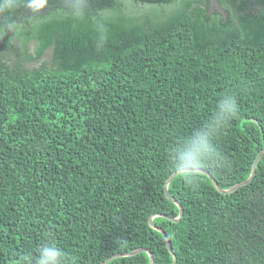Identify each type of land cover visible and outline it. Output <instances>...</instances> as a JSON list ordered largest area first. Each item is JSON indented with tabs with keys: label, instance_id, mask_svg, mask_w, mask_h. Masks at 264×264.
<instances>
[{
	"label": "trees",
	"instance_id": "obj_1",
	"mask_svg": "<svg viewBox=\"0 0 264 264\" xmlns=\"http://www.w3.org/2000/svg\"><path fill=\"white\" fill-rule=\"evenodd\" d=\"M197 1L89 0L74 21L47 19L63 0L38 12L21 0L20 27L0 35V264H38L45 247L61 264L140 247L172 264L149 217L178 216L164 194L179 170L170 153L226 95L237 112L214 136L221 160L202 169L224 189L248 177L264 146V0L226 7L224 21ZM96 12L109 17L102 46ZM48 49L49 62L26 67ZM187 172L195 185L183 171L167 185L180 220L152 218L176 264H264V153L229 193ZM149 262L140 251L105 264Z\"/></svg>",
	"mask_w": 264,
	"mask_h": 264
},
{
	"label": "clouds",
	"instance_id": "obj_2",
	"mask_svg": "<svg viewBox=\"0 0 264 264\" xmlns=\"http://www.w3.org/2000/svg\"><path fill=\"white\" fill-rule=\"evenodd\" d=\"M49 0H23V6L30 10L39 11L45 8ZM21 0H0V15H7L3 23H0V35L5 31L15 30L20 25L15 22L14 14L21 7ZM89 0H63V4L52 12L47 19L67 17L74 21L84 20L88 13ZM90 19L99 34L98 45L102 46L106 40V22L109 17L102 12L91 14ZM39 22H44L43 20ZM237 112L234 97L226 95L219 103L214 118L206 126L193 132L183 144L170 153V164L174 169L184 172L186 181L190 185L197 182L194 172L184 170H197L218 163L221 153L214 143V136L225 127ZM64 254L53 247H45L40 253L38 264H61Z\"/></svg>",
	"mask_w": 264,
	"mask_h": 264
},
{
	"label": "water",
	"instance_id": "obj_3",
	"mask_svg": "<svg viewBox=\"0 0 264 264\" xmlns=\"http://www.w3.org/2000/svg\"><path fill=\"white\" fill-rule=\"evenodd\" d=\"M263 153H264V146H263V147L257 152V154H256V156H255V158H254V160H253L252 168H251V171H250V174L248 175V177H247L245 180H243V181H241V182H239V183H237V184H235V185H233V186H231V187H229V188H226V189L220 187V185H219L218 182L212 177V175H211L208 171H206V170H204V169H197V170L189 169V170H184V171H196V172L204 173V174H206L207 176L210 177L212 183L214 184L215 188H216L219 192H221V193H229V192H232V191L236 190L238 187L243 186V185L247 184L248 182H250V180L252 179V177H253V175H254V173H255L256 162L258 161V159L261 157V155H262ZM180 171H182V170H177V171L172 172V173L168 176V178L166 179L165 184H164V194H165V196H166L169 200H171V201H173L175 204H177V206H178V208H179V214H178V216H176V217H168V216H166V215H164V214H161V213H154V214H152V215L149 217V225L152 226L153 228H155L156 230H158L159 232H161V233L163 234V236H164V239H165V242H166V246H167L169 252H170V253L172 254V256H173V262H172V264H176L177 257H176V254L174 253L173 249H172V246H171L170 240H169V238H168L166 232H165L162 228L156 226V225L153 223L152 218H153V216H159V215H160V216H163V217L168 218L169 220H171V221H173V222H177V221L180 220V218H181V216H182V212H183L182 206L180 205V203H179L174 197H172V196L168 193V190H167V185H168V182L170 181V179H171L174 175H176L178 172H180ZM140 251H145V252H147V254L149 255V261H150L149 264H153V255H152V253H151L147 248H145V247H140V248H137V249H134V250L128 251V252L115 253V254H113V255L107 257L106 260H104L101 264H105L106 261H108L109 259H111V258H113V257L126 256V255H133V254H136V253H138V252H140Z\"/></svg>",
	"mask_w": 264,
	"mask_h": 264
},
{
	"label": "flooded vegetation",
	"instance_id": "obj_4",
	"mask_svg": "<svg viewBox=\"0 0 264 264\" xmlns=\"http://www.w3.org/2000/svg\"><path fill=\"white\" fill-rule=\"evenodd\" d=\"M244 0H201L196 3L206 10V14L211 15L218 13L222 16V20H226L228 11L226 7H232L234 5H240ZM249 5L252 4L253 0H247Z\"/></svg>",
	"mask_w": 264,
	"mask_h": 264
},
{
	"label": "rangeland",
	"instance_id": "obj_5",
	"mask_svg": "<svg viewBox=\"0 0 264 264\" xmlns=\"http://www.w3.org/2000/svg\"><path fill=\"white\" fill-rule=\"evenodd\" d=\"M34 49H35V45H34V43H31L30 49H29L30 52H34ZM50 58H51V49H48L44 52V54L39 59L26 62L25 65H26V67H37L42 63L49 62Z\"/></svg>",
	"mask_w": 264,
	"mask_h": 264
}]
</instances>
